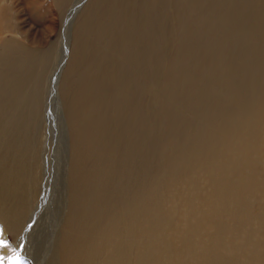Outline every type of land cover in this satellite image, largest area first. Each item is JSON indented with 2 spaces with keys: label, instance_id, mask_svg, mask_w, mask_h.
<instances>
[{
  "label": "bare ground",
  "instance_id": "obj_1",
  "mask_svg": "<svg viewBox=\"0 0 264 264\" xmlns=\"http://www.w3.org/2000/svg\"><path fill=\"white\" fill-rule=\"evenodd\" d=\"M69 2L48 3L65 10L48 77L46 38L0 0V236L27 235L30 135L49 78V96L59 81L72 111L74 167L94 161L81 170L89 188L70 189L58 264H264V0Z\"/></svg>",
  "mask_w": 264,
  "mask_h": 264
},
{
  "label": "rangeland",
  "instance_id": "obj_2",
  "mask_svg": "<svg viewBox=\"0 0 264 264\" xmlns=\"http://www.w3.org/2000/svg\"><path fill=\"white\" fill-rule=\"evenodd\" d=\"M15 1L20 9V12H18V14L21 16L20 19L22 21L24 20V24H22V26H24L27 30L29 29V27H31V29L36 32L37 38H46V45L42 47L38 46V53L42 54L41 52L47 50L52 51L51 58L49 59L51 62L49 61V64L47 66V70H49L48 77H50L53 74V70L55 69V67L58 66V63L60 62V59L62 57V52L60 50V31H62V21L65 16V10L59 11L58 9H56V7H54V10H49V0ZM76 1L77 0H70V2L65 5L66 9L74 6V3H76ZM26 2L30 3L29 7H27ZM52 18L56 19V25L54 26V28H50L48 26ZM76 19L77 14L71 19L68 25V33L66 36L67 40L65 39V42L66 47L69 48V55L67 56V58H63L65 61H62V64H65L66 61L69 60L71 49L74 46L73 30ZM63 66L64 65H62L61 68H63ZM59 75L57 77H59ZM181 77L183 76L177 77V80H181ZM47 81L49 82L50 79L48 78L46 80L43 89L44 91L47 90L46 92H43V96L45 95L43 97L45 106L33 121L34 125L32 127L34 130L31 131L30 135L36 149L33 150L31 154L34 153L38 156V177L36 178L33 176V178L35 179L33 184H37L35 185L37 191L33 192L32 190H27L32 186V184H28L27 187L26 185H24V188H26V191L28 192L27 193L25 191L29 205L26 216L27 221L29 220V222L25 225V227H28L26 228L27 235L21 242L24 247L20 250L22 251V255L28 258V260H30L32 264H58L59 255L63 247L62 242L64 240V235L62 233L64 229L63 226L69 214L70 207L72 208L73 203L71 202L72 186L74 183H79L81 185L79 189H83L81 190V192L89 188V186L91 185V181L87 182L86 179V175L88 174L86 172L89 171L81 173V170L87 168L93 170L92 165H94V161L87 160V163L85 164L86 168L83 164V166L81 165V169L80 167H77V165L74 167V163L71 160L72 152L70 148L71 138L73 135L70 130L69 114H71L72 111L70 106L68 107V100L66 99L67 97L65 96V94L63 95V92H60L58 89H56L59 81L56 84V87L53 86L55 90L53 89L51 96H49V83H47ZM152 88L154 89L156 87L153 86ZM149 99H151L150 94L143 97V101L146 103V105L149 102ZM152 122H155V126H157L159 125L158 123L160 121L159 118L157 119L153 116ZM155 141L158 142L155 143ZM146 142L147 148H150L154 145V151L156 150V152L158 151V149L163 148L165 145L164 140L157 137L147 138ZM117 157L119 156L116 155V160L118 159ZM112 158H114V156H112ZM110 161L114 160L111 159ZM110 161L103 162V166H109L112 163ZM138 162L139 160L137 162L135 161V166H133L132 169L135 170L137 166L141 165V162ZM77 168L79 169L78 172L76 171L78 170ZM97 168L98 170L101 169L100 167ZM103 170H105L104 167ZM98 177H100V174ZM111 177L112 175L105 178L104 173V177L102 180L104 181L105 178L106 183H109L114 180V178ZM84 179L85 182H87L86 184L85 182H83ZM128 180L129 178H121L118 181L127 182ZM35 181L37 183H35ZM106 192H108V198L111 197L110 195L112 193V190L108 189V191ZM113 193L114 197H117L116 194L119 195V192L113 191ZM101 198H103V196ZM20 237V231H18V233H6V238L8 242L14 246H12L14 249L19 248L20 243H16L18 242V239H20Z\"/></svg>",
  "mask_w": 264,
  "mask_h": 264
},
{
  "label": "snow or ice",
  "instance_id": "obj_3",
  "mask_svg": "<svg viewBox=\"0 0 264 264\" xmlns=\"http://www.w3.org/2000/svg\"><path fill=\"white\" fill-rule=\"evenodd\" d=\"M9 247L8 242L0 236V249ZM24 246L21 244L18 249H14L12 254L5 257L0 254V264H26L25 257L22 255L20 249Z\"/></svg>",
  "mask_w": 264,
  "mask_h": 264
}]
</instances>
